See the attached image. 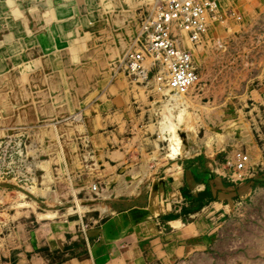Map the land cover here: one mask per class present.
I'll return each instance as SVG.
<instances>
[{
    "label": "rangeland",
    "instance_id": "obj_1",
    "mask_svg": "<svg viewBox=\"0 0 264 264\" xmlns=\"http://www.w3.org/2000/svg\"><path fill=\"white\" fill-rule=\"evenodd\" d=\"M111 1L113 13L96 20L104 0H0V56H6L0 66V264L20 260L26 242L14 233L80 215L86 221L95 202L88 207L82 191L106 201L135 197L168 162L197 180L221 177L237 190L233 197L225 192L229 206L219 219L218 241L230 251L209 254L210 264H264V0H219L196 43L175 31L199 75L195 89L175 95L177 101L162 83L172 104L188 110L166 129L178 145L173 135L162 139L165 97L155 82L154 58L137 77L121 67L124 56L114 59L115 71L98 63L100 57L109 62L129 28L139 47L155 0H126L134 7L130 15L122 14L120 0ZM94 42L103 49L96 51ZM86 63L93 64L89 72ZM55 134L60 140L51 147ZM237 152L251 160L241 181L229 164ZM210 198L191 200L188 212L200 211ZM87 229L81 224L83 239L63 251L43 247L29 255L49 264L82 259Z\"/></svg>",
    "mask_w": 264,
    "mask_h": 264
},
{
    "label": "crops",
    "instance_id": "obj_2",
    "mask_svg": "<svg viewBox=\"0 0 264 264\" xmlns=\"http://www.w3.org/2000/svg\"><path fill=\"white\" fill-rule=\"evenodd\" d=\"M125 1L120 0L122 14H133L134 7L127 5ZM103 7V11L93 16L96 20L110 16L114 11L111 0H104ZM145 12L146 10L142 14L144 15ZM79 14H81L80 10ZM122 20L124 19L113 20V23L117 26ZM86 31L88 32L87 29ZM127 31L126 35L119 33L121 36L110 51L109 62L100 57L98 63L103 70L115 71L114 59L120 56V62H122L127 52L135 49L136 38L132 42L130 28ZM105 36L109 38L107 34ZM93 44H95L96 51L104 47L98 42ZM135 50L140 51V48ZM0 57V66H3L6 56ZM92 68V63H86L84 69L89 72ZM144 68H150V64L145 63ZM155 82L158 84L157 89H160L162 96L165 97V114L161 122V134L162 139H166L173 135V133L168 134L167 126L174 127L173 121H178L177 113L185 112L187 108L180 106L179 109L177 105L172 104L167 88L162 86L163 82H158L157 76ZM50 133L54 134V132ZM55 136L56 141L50 143L51 147H57L56 143L60 140L59 136L56 134ZM169 157L175 158L170 154ZM66 159V153L63 152L61 160L67 163ZM167 165L164 169L153 170L152 181L144 187L142 193L137 192L135 197L106 201L92 196L91 191H82L80 199L86 202L88 207L91 206L92 201L95 202L93 203L95 207L92 205L94 210L90 209L91 211L87 213L89 214L87 222L80 215L71 218L68 222L62 220L42 223L40 227L29 229L30 231L26 229L22 234L14 233L11 235L13 238L24 239L26 242L21 246L24 249L18 253L20 260L15 264H49L44 257L38 254L29 255V253H34L43 247L50 251H63L72 242L83 239L80 227L85 223L88 226L89 243L86 256L82 259H68L63 264H210L209 254L218 256L219 253L222 254L221 252L230 251L226 248L227 246H221L218 241L219 233L223 235L219 227L224 223L219 222V219L227 212L226 208L229 206L228 203L223 202L222 197H227L225 192H229L233 197L237 191L236 188L232 185H225L221 177L214 180L203 178L197 180L192 171L180 172L174 168V163L168 162ZM64 170L69 171L68 168ZM204 195L211 196L212 200L206 202L200 211L188 212V203ZM1 204L0 195V208ZM221 210L223 212H220ZM187 215L194 220L185 225L183 219ZM11 252L9 251V254Z\"/></svg>",
    "mask_w": 264,
    "mask_h": 264
},
{
    "label": "built area",
    "instance_id": "obj_3",
    "mask_svg": "<svg viewBox=\"0 0 264 264\" xmlns=\"http://www.w3.org/2000/svg\"><path fill=\"white\" fill-rule=\"evenodd\" d=\"M218 1L155 0L142 21L139 39L142 49L126 55L123 67L131 75L142 76L146 73L144 62L154 58L150 64L156 63L158 82H166L173 92L188 93L199 81L198 69L192 53L182 47L175 31L186 33L196 43L206 31L207 21L215 15ZM163 69L164 74L161 75ZM250 161V157L243 152H237L229 161L236 181L244 179Z\"/></svg>",
    "mask_w": 264,
    "mask_h": 264
},
{
    "label": "bare ground",
    "instance_id": "obj_4",
    "mask_svg": "<svg viewBox=\"0 0 264 264\" xmlns=\"http://www.w3.org/2000/svg\"><path fill=\"white\" fill-rule=\"evenodd\" d=\"M154 2H155V1H154ZM153 6H154V3H153L152 6L149 7V10L152 9ZM182 40H183V39H182ZM141 41H142V40H141ZM187 42H188V41H187ZM191 42H192V41H191ZM181 43H182V42H181ZM184 44H185V43H184ZM187 44H188V43H187ZM192 44H193V43H192ZM192 44H191V45H192ZM185 46L188 47V48H190V47H189V44H188V45L185 44ZM139 47H140V49H142L141 44H140ZM182 47H183V45H182ZM183 48H184V47H183ZM122 67H123V64H122ZM195 86H196V85H195ZM195 86H193V87L190 89V91H191L192 89H194ZM184 94H185V93H178V92L176 93V92H175V94L170 95V97H171L172 99H174L175 101H177L176 97H177V96L183 97ZM186 94H187V93H186ZM175 95H177V96H175ZM183 107H185V105H184ZM180 118H181V117H180ZM182 119H183V118H182ZM165 122H166V121H165ZM164 124H165V123H164ZM185 126H186V125H185ZM171 127H172V126H171ZM166 129H167V128H166ZM170 129H171V128H170ZM190 130H191V129H190ZM171 131H172V130H171ZM171 133H173V132H171ZM170 137H171V135H170ZM172 141H173V140H172ZM174 142H175L176 145H178V144H177V143H178V140H177V136H176V134H174ZM170 146H172V145H170ZM169 148H170V147H169ZM170 149H171V148H170ZM177 150H178V149H177Z\"/></svg>",
    "mask_w": 264,
    "mask_h": 264
}]
</instances>
